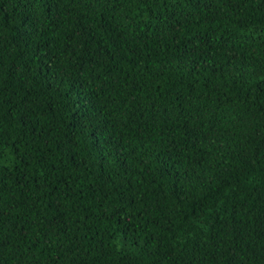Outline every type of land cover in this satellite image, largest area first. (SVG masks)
<instances>
[{"label": "trees", "instance_id": "1", "mask_svg": "<svg viewBox=\"0 0 264 264\" xmlns=\"http://www.w3.org/2000/svg\"><path fill=\"white\" fill-rule=\"evenodd\" d=\"M0 264H264V0H0Z\"/></svg>", "mask_w": 264, "mask_h": 264}]
</instances>
